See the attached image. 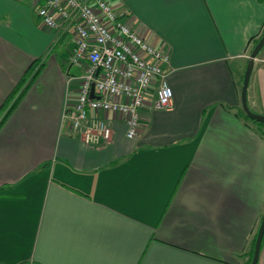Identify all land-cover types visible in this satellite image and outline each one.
<instances>
[{"label":"crops","instance_id":"obj_1","mask_svg":"<svg viewBox=\"0 0 264 264\" xmlns=\"http://www.w3.org/2000/svg\"><path fill=\"white\" fill-rule=\"evenodd\" d=\"M123 3L170 57L173 109L148 97L134 139L106 115L111 141L90 146L63 119L82 74L72 32L42 24L44 0H0V264H248L264 136L241 89L264 0ZM247 97L264 115V47Z\"/></svg>","mask_w":264,"mask_h":264},{"label":"built area","instance_id":"obj_2","mask_svg":"<svg viewBox=\"0 0 264 264\" xmlns=\"http://www.w3.org/2000/svg\"><path fill=\"white\" fill-rule=\"evenodd\" d=\"M38 15L47 28L73 34L69 66L79 65L82 74L76 101L67 105L63 119L82 142L100 146L111 141L109 114L122 119L127 138H136L150 96H155L156 110L173 109L170 57L137 32L126 10L108 0H44ZM68 76L72 83L75 78Z\"/></svg>","mask_w":264,"mask_h":264},{"label":"water","instance_id":"obj_3","mask_svg":"<svg viewBox=\"0 0 264 264\" xmlns=\"http://www.w3.org/2000/svg\"><path fill=\"white\" fill-rule=\"evenodd\" d=\"M263 47H264V34L260 37L259 41L254 46L251 52L248 64L246 66V70H245V74L243 78V85L241 89V106H242L243 112L248 116L249 119L256 121V122H260V123H264V115L257 114L251 110V108L248 105L247 93H248V87H249L251 74L253 72V68L255 65V59L257 58V56L259 55ZM91 96L92 97L94 96V87H92ZM263 239H264V215H263L262 221L260 223V226L257 232L256 242L254 246V254H253V258L250 264H257L260 251H261V246L263 243Z\"/></svg>","mask_w":264,"mask_h":264},{"label":"trees","instance_id":"obj_4","mask_svg":"<svg viewBox=\"0 0 264 264\" xmlns=\"http://www.w3.org/2000/svg\"><path fill=\"white\" fill-rule=\"evenodd\" d=\"M126 15H128V16H130V14L126 11ZM264 34V32L261 34V36ZM260 36V37H261ZM259 39L260 38H258L257 40H255V42H254V44L256 45L257 44V42L259 41ZM243 111V110H242ZM244 117H245V119L246 120H248V121H250L251 123H253V124H255V125H257V126H259V130H260V132H261V134H262V136H264V123H260V122H256V121H253V120H251V119H249L248 118V116L243 112V114H242ZM261 221H262V219H261ZM261 223V222H260ZM256 237H257V234H255V236H254V240H253V243H252V249H251V259H250V262L248 263V264H250L251 263V261H252V258H253V254H254V246H255V242H256Z\"/></svg>","mask_w":264,"mask_h":264},{"label":"rangeland","instance_id":"obj_5","mask_svg":"<svg viewBox=\"0 0 264 264\" xmlns=\"http://www.w3.org/2000/svg\"><path fill=\"white\" fill-rule=\"evenodd\" d=\"M109 4L113 7V8H117L118 6H125L123 3V0H108ZM124 8V7H123ZM241 113L243 114V111L241 110Z\"/></svg>","mask_w":264,"mask_h":264}]
</instances>
